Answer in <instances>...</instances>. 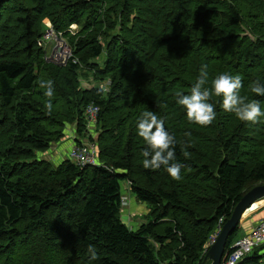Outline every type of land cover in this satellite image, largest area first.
<instances>
[{
  "label": "trees",
  "instance_id": "trees-1",
  "mask_svg": "<svg viewBox=\"0 0 264 264\" xmlns=\"http://www.w3.org/2000/svg\"><path fill=\"white\" fill-rule=\"evenodd\" d=\"M44 19L58 34L77 25L63 34L65 65L38 45ZM0 39V264H207L218 220L264 184V117L241 122L213 97L216 119L198 126L177 99L207 64L205 87L240 75V94L264 109V96L249 89L264 84V0H0ZM48 80L50 110L40 87ZM89 104L99 108L101 164L36 157L62 140L66 124L84 126ZM145 111L175 137L179 181L142 166L136 124ZM124 182L148 206L137 230L119 218Z\"/></svg>",
  "mask_w": 264,
  "mask_h": 264
},
{
  "label": "clouds",
  "instance_id": "clouds-1",
  "mask_svg": "<svg viewBox=\"0 0 264 264\" xmlns=\"http://www.w3.org/2000/svg\"><path fill=\"white\" fill-rule=\"evenodd\" d=\"M208 82V66L204 64L190 93L178 95L177 103L184 109L189 123L207 126L216 119L215 107L209 102L213 97L219 98L220 107L224 112L234 114L241 122L250 125L261 122V118L264 117L261 102L240 94L243 87L240 75L219 74L211 80L210 87H205ZM40 87L46 89L44 95L48 102L45 106L50 110L51 98L54 95L53 82L42 81ZM249 89L256 96H264V84L259 81L250 84ZM136 132L145 145L141 153L143 168L155 171L164 167L173 180L179 181L182 178L180 175L182 165L176 162L175 137L166 131L164 120L152 111H145L138 118ZM188 155L189 153L185 151L184 156ZM95 258L93 254L92 259Z\"/></svg>",
  "mask_w": 264,
  "mask_h": 264
},
{
  "label": "built area",
  "instance_id": "built-area-1",
  "mask_svg": "<svg viewBox=\"0 0 264 264\" xmlns=\"http://www.w3.org/2000/svg\"><path fill=\"white\" fill-rule=\"evenodd\" d=\"M54 37L52 31H47L44 36L42 42H38L40 47H43L42 43L44 41L52 40ZM59 42V41H58ZM56 47L52 50L51 56L53 57H61L69 55V50L66 46L60 48L62 46L61 43H56ZM99 88L104 92H107L108 82L106 80L102 81L98 84ZM99 108L94 104H89L84 109L83 115L85 119L88 121H96L98 116ZM76 135L67 136L68 139L71 140L72 144L70 145L67 158L73 164L78 166H99L97 162V147L94 141L89 143L87 142L85 137L75 138ZM78 139V140H77ZM122 189V191H121ZM131 191V186L129 182L124 183L123 187L120 188L121 195V207H125L128 201V192ZM127 192V194H125ZM223 225L222 219L218 220L211 236L208 239V248L215 242L218 237L221 227ZM264 244V218L259 220L254 227L251 228L250 231H247L243 236L237 238L233 241V243L229 246L228 250H226L225 255L223 256L220 264H237L243 258H245L251 251L256 248L261 247Z\"/></svg>",
  "mask_w": 264,
  "mask_h": 264
},
{
  "label": "rangeland",
  "instance_id": "rangeland-1",
  "mask_svg": "<svg viewBox=\"0 0 264 264\" xmlns=\"http://www.w3.org/2000/svg\"><path fill=\"white\" fill-rule=\"evenodd\" d=\"M43 27L45 29H43ZM42 29L44 30V31L42 30L43 33L41 32L43 35L40 34V36L41 35L44 36L45 33H47V31H52V33L54 35L52 40L44 41V43H42V45H43V47L45 49V53H46L47 59H50L51 52L57 45L56 43H61L62 46H60V48H62V51H63V47L66 46V48L69 50V55L61 56V57H57L56 58V57H54V54H53V57H51L52 58L51 61L53 63L57 64V65H65L69 61H71L70 60V58H71V48L68 45V39L66 41H65V39H63V34H65L66 32H70L71 34L75 33L77 31V25H72V26H70L69 30H66L63 33L58 34V33H55L53 31L52 26L49 23V21L47 19H44L43 22H42ZM61 35H62V38H61ZM40 36H38V37H40ZM41 39H43V38H39L40 42H42ZM39 40H38V42H39ZM1 41L2 40L0 39V44H1ZM73 61L77 62L76 60H73ZM88 81H92V80H88ZM99 123H98L97 120L96 121H93V120L88 121V119H84V126L82 125L81 127L75 126L74 123L73 124L72 123L71 124H66L65 128H64V131H63L64 135H63L62 140L59 143H56V144L52 145L48 149H45V150H42V151H37L35 153L36 157H39L40 159H44V160L50 161L52 164L57 165L60 161H63V160H65L67 158V154H68L70 145L72 144L71 140L68 139L67 136H69V135H77L79 133L82 134L81 137H85L87 142L90 141L89 143H91L92 141H94L95 144H96V147H98L97 136H98L99 131H100ZM78 130H80V131H78ZM2 137L3 138H1V141H4L5 135H3ZM97 159H98L97 162L101 164V162L99 160V156H98V149H97ZM124 183H126V182H124ZM124 183L121 184V187H123ZM121 191H122V189H121ZM130 192H132V191H130ZM129 194H131V193H129ZM129 201H130V198L127 201V205H125V207H121L120 214H119L120 221L122 222V224H124L127 227H129V223H128V219L129 218H128V215L126 213L125 214H123V213L125 212V210L129 206ZM260 203L264 204V199L261 200ZM147 208H148V206H147ZM256 209L257 210H254L251 213L250 212L247 213V216L242 219L240 228L237 231L235 239L240 238L241 236H243L245 234V231L243 229V225L246 222L248 223V220H250L251 217H253L254 215L256 216V215L264 212V205H262V207L260 206V207H258ZM139 213L142 215V216H139V218L141 220L143 219V221L146 222V220L148 219V218H146V216L149 214V210L147 209V211H144V210L143 211H139ZM136 216H138V214L135 215V217ZM134 218H132V219H134ZM263 253H264V244L261 247L256 248L253 251H251L246 257H252L254 254L263 255ZM259 264H264V257H261Z\"/></svg>",
  "mask_w": 264,
  "mask_h": 264
},
{
  "label": "water",
  "instance_id": "water-1",
  "mask_svg": "<svg viewBox=\"0 0 264 264\" xmlns=\"http://www.w3.org/2000/svg\"><path fill=\"white\" fill-rule=\"evenodd\" d=\"M243 36L250 35L245 32ZM251 40L253 38L251 37ZM52 56H50L49 62L52 63ZM264 199V184L253 187L241 198V200L234 207L231 216L223 223L221 231L216 238L215 242L208 248L205 260L207 264H220L223 256L226 253V244L228 238L236 231L237 227L241 225L243 215L248 212L254 205ZM254 210L250 211V213Z\"/></svg>",
  "mask_w": 264,
  "mask_h": 264
},
{
  "label": "crops",
  "instance_id": "crops-1",
  "mask_svg": "<svg viewBox=\"0 0 264 264\" xmlns=\"http://www.w3.org/2000/svg\"><path fill=\"white\" fill-rule=\"evenodd\" d=\"M129 193H131V194H129ZM125 194H127V192H125ZM128 198H130L129 206L127 207V209L125 210V212L123 214L126 213L128 215V218H129L128 219V223H129L128 228H130L132 230H137L139 228V226H141V224L144 223L143 219L141 220L139 218V216H142L139 213V211H143V210L147 211L148 208H147L146 204H141V203L137 202L135 197L133 196L132 192H128ZM259 203L260 202L257 203L258 204L257 207L253 206L248 212H246L244 217H246L247 213H249L254 208L256 209V208H258L260 206L262 207V205H264L263 203L262 204L261 203L259 204ZM137 214H138V216L135 217V215H137ZM132 218H134V219H132ZM263 218H264V212H262L256 216L254 215L253 217H251L250 220H248V223L246 222L247 224L245 223L246 225L245 224L243 225V229H244L245 233L247 231H250L251 228L254 227L256 225V223Z\"/></svg>",
  "mask_w": 264,
  "mask_h": 264
},
{
  "label": "bare ground",
  "instance_id": "bare-ground-1",
  "mask_svg": "<svg viewBox=\"0 0 264 264\" xmlns=\"http://www.w3.org/2000/svg\"><path fill=\"white\" fill-rule=\"evenodd\" d=\"M245 215V214H244ZM244 215H243V217H244Z\"/></svg>",
  "mask_w": 264,
  "mask_h": 264
}]
</instances>
